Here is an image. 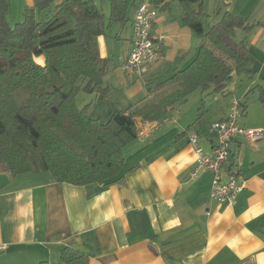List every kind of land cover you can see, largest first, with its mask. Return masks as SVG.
<instances>
[{"label": "crops", "instance_id": "crops-1", "mask_svg": "<svg viewBox=\"0 0 264 264\" xmlns=\"http://www.w3.org/2000/svg\"><path fill=\"white\" fill-rule=\"evenodd\" d=\"M143 1L136 0L125 22L108 23L106 34L98 37L101 55L109 59L103 86L112 89L110 80L118 78L129 88L127 100L144 91L143 98L131 101L137 106L161 98L157 96L167 85L160 84L194 60L201 41L182 24V7L172 0L164 10L158 8L153 30L157 61L144 76L128 74L123 63L133 47L132 23ZM10 3L9 17L20 21L34 0ZM102 6L108 21L110 0ZM218 9L253 25L237 32L238 40L247 41L245 61L224 93L198 89L205 92L201 110L190 112L184 106L196 90L160 120L138 118V138L124 148L122 179L79 186L58 183L49 171L0 172V243L5 245L0 264H64L61 250L66 246L86 253L88 264H264V138L239 136L232 144L224 174L236 170L244 185L234 204L210 199L211 171L191 176L198 155L189 134L197 132L211 153L217 138L211 125L235 102L241 103L244 127L264 129L259 89L264 85V0H204L207 16L215 12L218 20ZM37 60L43 63L44 57ZM165 70L171 71L166 79L161 77ZM101 101L90 106L89 115L102 122L127 107L124 99Z\"/></svg>", "mask_w": 264, "mask_h": 264}, {"label": "trees", "instance_id": "trees-1", "mask_svg": "<svg viewBox=\"0 0 264 264\" xmlns=\"http://www.w3.org/2000/svg\"><path fill=\"white\" fill-rule=\"evenodd\" d=\"M135 1L110 0L107 21L95 0H34L23 19L12 23L10 0H0V172L49 171L58 183L79 186L117 182L124 175V148L138 138V118L160 120L198 89L224 93L248 52L237 32L253 25L220 9L221 17L207 24L204 0H176L182 24L201 41L194 60L160 84H174L175 90L115 110L107 122L89 115L90 104L79 106L82 86L99 99L107 96L109 59L101 55L98 37L108 23L125 22ZM151 1L164 10L172 0ZM259 89L264 100V85ZM61 260L88 264V255L66 246Z\"/></svg>", "mask_w": 264, "mask_h": 264}, {"label": "built area", "instance_id": "built-area-1", "mask_svg": "<svg viewBox=\"0 0 264 264\" xmlns=\"http://www.w3.org/2000/svg\"><path fill=\"white\" fill-rule=\"evenodd\" d=\"M157 17L158 8L151 0H144L138 5L132 23L133 47L123 63V69L128 74L144 76L157 61L159 50L153 35ZM241 114V104L235 102L224 118L212 123L211 132L215 133L217 138L211 153L204 150L197 132L189 134L190 144L194 146L198 155L196 167L191 176L197 177L201 169L211 171L213 178L210 199L220 204H234L237 195L244 187L239 181L236 170L228 172L226 176L224 174L233 142L239 136H245L250 141L264 138V129H248L240 123ZM4 248L5 245L0 243V250Z\"/></svg>", "mask_w": 264, "mask_h": 264}, {"label": "rangeland", "instance_id": "rangeland-1", "mask_svg": "<svg viewBox=\"0 0 264 264\" xmlns=\"http://www.w3.org/2000/svg\"><path fill=\"white\" fill-rule=\"evenodd\" d=\"M97 1L99 2V7L102 8L103 7L102 6V1L103 0H97ZM178 5L181 7L180 3H178ZM207 11H211V10H209V8H208ZM206 18H207V23H209V22L210 23H214L217 20L215 12H210V14H208V16ZM9 19H10V21L12 23H15V22L18 21L13 16H10ZM167 49L168 48H167V44H166L165 45V50H167ZM108 73H109V71H108ZM169 73H171L170 70H165L161 77L166 79L169 76ZM105 76L103 78L104 83L107 82V80L105 81ZM122 76H125V74L123 72H122ZM110 81H112L113 87H115V88L112 87V89L109 90L107 97L102 99L101 102H103V104H106V103L112 104V103H115V102H117L119 100L121 101V99H124V102H123L124 106L125 105L129 106L131 104V101L135 102L138 99H141V98L144 97V91H143L134 100H127L126 99V94L128 92L127 90H129V88L128 87L125 88V87L121 86L118 83L119 79L116 78V77H113ZM166 85L167 86L159 93V95L157 97H164L165 95H167L168 93H170L172 91L173 85L172 86H171V84L170 85L166 84ZM165 90H167V91H165ZM203 93H205V92H202L201 90H198L195 93H193L188 98V101L185 103L186 105H184V106H186V109L187 110L189 109L190 112L191 111H196L197 108L199 110H201L202 107H203L202 106V102H203L202 99H204V96H201V94H203ZM206 97H207V95H206ZM77 100H78L79 106L80 107H84L87 104H90V106L91 105L95 106L97 103L100 102L101 99L98 98V94H97L96 91L95 92H87L86 90H84V86H82L80 91H79V93H78V95H77ZM209 118H210V116H209ZM104 121H106V120L104 119Z\"/></svg>", "mask_w": 264, "mask_h": 264}]
</instances>
